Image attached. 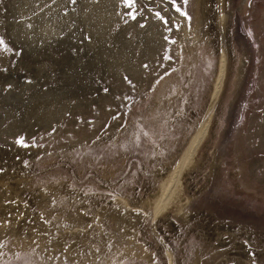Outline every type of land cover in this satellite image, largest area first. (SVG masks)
I'll list each match as a JSON object with an SVG mask.
<instances>
[{
    "label": "rangeland",
    "instance_id": "1",
    "mask_svg": "<svg viewBox=\"0 0 264 264\" xmlns=\"http://www.w3.org/2000/svg\"><path fill=\"white\" fill-rule=\"evenodd\" d=\"M59 1L0 0V264H264V0L224 32L218 0H118L96 35L70 0L29 50Z\"/></svg>",
    "mask_w": 264,
    "mask_h": 264
},
{
    "label": "bare ground",
    "instance_id": "2",
    "mask_svg": "<svg viewBox=\"0 0 264 264\" xmlns=\"http://www.w3.org/2000/svg\"><path fill=\"white\" fill-rule=\"evenodd\" d=\"M19 2V6L16 5V9L17 10H23V11H30V10H35L36 7L33 6L34 4V0H17ZM50 1V0H47ZM80 4V17L83 21H85V26H86V35L87 33H91L92 35H96V33H98L100 30H107L108 28L113 27L119 20V16H117L116 19H114V14H115V9L116 6L118 4V0H77ZM57 2V1H56ZM70 2V0H60L58 2V4L52 8H50L49 10L43 12L41 14V17L36 20L35 23L32 24L31 20V28H32V32L34 35V39H33V47L29 44L27 45L26 48H28L31 51H38V50H42L44 49L46 45L50 46L52 42H54L55 40H57L58 38V34L61 32V29L58 28L59 26H65L67 25V21L70 20V16L67 15V18H63L62 13L63 10L68 6L67 4ZM52 3V2H51ZM218 10H219V21L216 22L218 23L217 26L219 28V30H221V32L225 31V18H224V9L226 6V0H218ZM50 4V3H49ZM90 4V5H89ZM48 6V5H47ZM51 7V5H50ZM40 10V9H39ZM18 12V11H17ZM36 12V11H35ZM19 13V12H18ZM24 13V12H23ZM30 13V12H29ZM18 15V14H17ZM28 15V13H27ZM37 15V14H36ZM200 15V14H199ZM198 16V15H197ZM217 16V15H216ZM33 17V16H32ZM26 18V17H25ZM30 18V17H29ZM16 19V17H15ZM34 19V17H33ZM26 20V19H25ZM28 20V19H27ZM198 20V19H197ZM35 21V20H34ZM30 22V20H29ZM201 22L199 21L198 24L199 25ZM25 26H27V24H25ZM19 27V26H18ZM29 28V26H28ZM17 29V28H16ZM27 29V28H25ZM28 30V29H27ZM227 30V29H226ZM218 31V30H217ZM146 32H148V30L143 31V34L140 35L139 37V42H137L138 45H140L139 43L141 42L142 37L147 34ZM20 33V31L18 32ZM24 33V32H23ZM28 33V31H27ZM224 34V33H222ZM226 34V33H225ZM224 34V35H225ZM22 38L24 37L23 34ZM31 35V34H30ZM29 36V35H27ZM32 37V36H31ZM222 37V36H221ZM224 37V36H223ZM28 38V37H27ZM24 39V38H23ZM26 39V38H25ZM223 39V38H222ZM221 40V39H219ZM25 41V40H24ZM22 41V42H24ZM97 41H103V39L97 40ZM150 41V40H149ZM156 42V41H155ZM121 46L119 48V54L115 56L117 58H112L111 61V66L113 67V69L115 71H117V67H123L126 64L129 63V54H130V49H127L128 44H126L125 41H121ZM152 43H150L149 47L151 48ZM222 45V44H221ZM23 46V45H22ZM137 46V45H136ZM142 46V45H141ZM222 46L219 47V49ZM126 50H128L129 52H127ZM221 51V50H220ZM220 65H219V71H218V77H217V84H216V88L215 91H217L218 86H219V82L222 79V75L224 72V66H225V62H226V55L222 49L221 54H220ZM116 61L119 62L116 63ZM129 65V64H128ZM117 66V67H116ZM119 72V71H118ZM130 72V71H129ZM117 73V72H116ZM131 73V72H130ZM129 73V74H130ZM136 73V72H135ZM216 83V82H215ZM24 86V89H29L30 85L28 84H24L22 85ZM64 92V91H63ZM218 92V91H217ZM44 93V92H43ZM62 93V92H61ZM216 93V92H214ZM22 94V93H21ZM59 94V93H58ZM45 95V94H44ZM47 95V94H46ZM45 97H49L46 96ZM55 94H51V96L49 98H52ZM63 95V94H62ZM214 96V95H213ZM9 97H14L13 95L9 96ZM64 97V96H63ZM42 98V97H41ZM29 99V98H28ZM37 99V98H36ZM53 99V98H52ZM32 100V99H31ZM33 101V100H32ZM49 101V100H48ZM58 101V100H57ZM46 104V103H45ZM55 105V104H54ZM30 106V105H29ZM47 106V105H46ZM50 108V107H49ZM64 109V108H63ZM56 110V109H55ZM54 110V111H55ZM50 114V113H49ZM53 114V113H52ZM203 132L204 130H200V132ZM199 133L198 135L200 136ZM197 136L194 137L192 144H190L189 150L191 149V147H194V144L197 142ZM202 136V135H201ZM203 137V136H202ZM201 140V139H200ZM195 151V150H193ZM188 152V151H187ZM192 152V151H191ZM190 152V153H191ZM187 158L189 157L188 153H187ZM170 188V187H169ZM225 227V225H224ZM232 230V229H230ZM229 231V230H228ZM228 233V232H226ZM230 234V233H229ZM233 235V234H232ZM247 252V251H246ZM119 253V252H118ZM122 254V252H121ZM117 258V257H116ZM115 258V260L113 261H103L101 263L103 264H117L119 261Z\"/></svg>",
    "mask_w": 264,
    "mask_h": 264
},
{
    "label": "snow or ice",
    "instance_id": "3",
    "mask_svg": "<svg viewBox=\"0 0 264 264\" xmlns=\"http://www.w3.org/2000/svg\"><path fill=\"white\" fill-rule=\"evenodd\" d=\"M129 6H131V4H129ZM3 43V41H0V44H2Z\"/></svg>",
    "mask_w": 264,
    "mask_h": 264
}]
</instances>
